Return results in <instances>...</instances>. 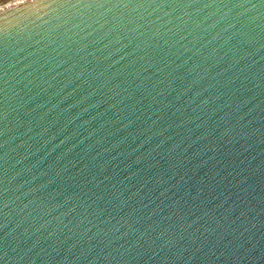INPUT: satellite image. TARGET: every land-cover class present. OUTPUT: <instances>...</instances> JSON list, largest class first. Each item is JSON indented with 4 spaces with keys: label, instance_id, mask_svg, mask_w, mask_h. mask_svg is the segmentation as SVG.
Listing matches in <instances>:
<instances>
[{
    "label": "water",
    "instance_id": "obj_1",
    "mask_svg": "<svg viewBox=\"0 0 264 264\" xmlns=\"http://www.w3.org/2000/svg\"><path fill=\"white\" fill-rule=\"evenodd\" d=\"M0 264H264V0H0Z\"/></svg>",
    "mask_w": 264,
    "mask_h": 264
}]
</instances>
